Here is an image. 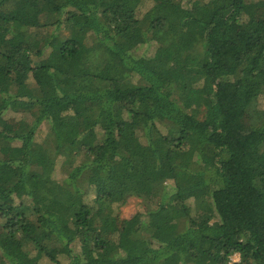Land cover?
I'll return each instance as SVG.
<instances>
[{
  "label": "trees",
  "instance_id": "trees-1",
  "mask_svg": "<svg viewBox=\"0 0 264 264\" xmlns=\"http://www.w3.org/2000/svg\"><path fill=\"white\" fill-rule=\"evenodd\" d=\"M0 264H264V0H0Z\"/></svg>",
  "mask_w": 264,
  "mask_h": 264
},
{
  "label": "rangeland",
  "instance_id": "rangeland-1",
  "mask_svg": "<svg viewBox=\"0 0 264 264\" xmlns=\"http://www.w3.org/2000/svg\"><path fill=\"white\" fill-rule=\"evenodd\" d=\"M151 5V3L149 2L147 4V6L149 7ZM262 12H259V15ZM60 46V42L59 40L55 37L53 38V41L50 43H45L44 49L45 51V55L49 54L51 51L59 48ZM30 110H31V106L24 104L20 107V111L18 112V114H13V113H9L6 118L8 119L10 124H15L21 117H28L31 118V114H30ZM250 126H251V118L247 117L244 120V128L243 131L244 133H248L250 131ZM45 128L43 127L42 129V133L37 137L39 141H42V139L45 136ZM25 198H15L13 200L12 203H20L21 201H23ZM194 205V203L192 202V206ZM145 209V203L142 199H138V198H132L128 204L126 206H123L119 209H117V212L119 213V215L121 216L122 219H131L132 217H134L137 213L140 212H144Z\"/></svg>",
  "mask_w": 264,
  "mask_h": 264
},
{
  "label": "built area",
  "instance_id": "built-area-1",
  "mask_svg": "<svg viewBox=\"0 0 264 264\" xmlns=\"http://www.w3.org/2000/svg\"><path fill=\"white\" fill-rule=\"evenodd\" d=\"M231 260L233 263H236V262H239L240 257H239V255H235Z\"/></svg>",
  "mask_w": 264,
  "mask_h": 264
}]
</instances>
